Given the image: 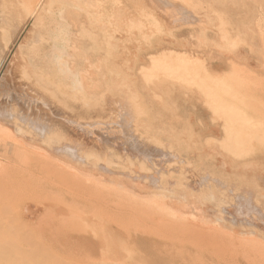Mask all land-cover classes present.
<instances>
[{
  "label": "rangeland",
  "instance_id": "rangeland-1",
  "mask_svg": "<svg viewBox=\"0 0 264 264\" xmlns=\"http://www.w3.org/2000/svg\"><path fill=\"white\" fill-rule=\"evenodd\" d=\"M174 1L177 3H174V2L168 3L169 8H166L167 6L163 7L164 9L161 8V10L166 9L165 13H163V11L161 13V11L159 10L160 6L157 7L153 3L144 2V3H139L138 5L131 7V8H122L121 6H119L116 18L106 17V20H105L106 21V27H107L106 33L109 34V32L111 31L110 26L114 25V26H116V28L118 30L119 37H117L118 36V33H117L116 38L112 42L114 44H110L111 41L109 40V38H106L103 41L104 47H103V51H102L103 53H102L101 62H98L99 60L96 58V54H95V55L91 56L92 63L89 64L87 67H84L85 66L84 60H81L79 63H77L79 65V68H77V71L79 72V74H81V73H82V75L86 74V76H88L89 79L91 78L90 79L91 81H92V78L93 79H99V80L94 81L95 82V85H94L95 89L94 88L90 89L93 86L92 87L89 86L90 88L86 89L85 87L83 88V86H87V85H81V86L77 85V84L75 85L71 79L67 80L68 83L66 82L67 78L65 77V71H62V70H65V67L67 68V63L69 62L68 61L69 56H67V55L64 56L65 54L62 56H60L59 54L52 56L53 62L49 63V65L46 64V67L45 66L43 67V65H40V64L37 65V63H35V60H36L35 58H37L38 55L36 56L34 53H30L31 52L30 47L32 46V44H34L36 42L35 40H37V38L39 37V34L37 33V31H38L37 29L27 33L24 37L19 39V41H17L18 44H17V42H14V43H16V44H14V46L15 45L16 46L13 47L14 48L13 52L11 53L10 57L8 58L6 64L3 65L2 69H1L2 78H5V79H2V78L0 79L2 81V82L0 81V84L4 83V84H1L0 86L4 85L5 89H3L4 87H0L1 88L0 89V98H1L0 104H1V106L3 105V107L0 106V110L3 111V109H5L6 107H7V109H5L6 112L4 110L5 113L0 112V130H1L0 133L2 131H4V133H6L7 136H8V134L15 135V136L27 135L24 132L27 131L28 129H32V128H30L28 126H27L28 128L25 127L26 123L22 119V114L23 113L27 114L28 110L30 112L31 118L34 117L35 119H37L40 117L42 122H44L45 125L50 123L49 125L51 127H54V129H56L55 127H60L62 117H65V114H68L66 116L74 117L75 121L81 120V118L79 116H77L76 111L73 112V110L71 108H69V105L67 106L65 104L59 103V104H61V106H60L58 103H56L57 101L55 100L54 96H57L58 95L57 93L61 94L60 92H62V91H63L62 94L66 93V92H68V93L73 92L70 94L76 93L77 95L82 96L83 95L82 92H85V90H86L87 93L85 92L86 93L85 95H87L88 97L85 96V99L87 100L89 107L93 108L91 111V114H89L88 116L94 117V118H91V117L88 118L87 117L88 119L86 118V122L87 123L89 122V125L87 126V128L90 129V130L87 129V131H89L91 134L86 133V135L83 136V139L88 143L87 149L90 153L87 151V149H85L86 150L85 152L81 151L78 154L80 157L82 156L83 158H85L83 160L87 159L86 160L87 164L85 163V161H81L82 159L81 160L79 159L80 161L77 162L76 160H78V158H80V157H78V155L73 156L72 159L75 161H73L72 159H70V160H71V162H72L71 164L73 165L74 168L72 167L70 169V173L72 172L71 174H74V175H71L70 173H68L71 176H68L69 178L65 177L66 179L64 177H61L64 175H58L57 177L59 180L61 179V181H59V180L53 181V182H56V184L52 182V185L41 183V184H43V187L44 186L47 187V185H48L47 189L46 188L44 189V192H43V187L40 186L41 184L39 183L37 185V187L40 189L39 192L42 191L43 195L41 193H39V195H37L38 197L36 196L37 198H40V197L41 198L40 199L36 198L37 203L35 201L36 199L34 200V203H36L37 207L35 205H33L32 208H33V210H36L37 213L40 210H41V212L38 216H36L35 222L33 221L34 226H31L32 229L28 225V223L26 222L27 225L24 224L25 229L26 228H29V229L25 230V232L22 231L24 234L26 233V235H27V232L30 229L33 230V228H35V231L33 233L30 230L29 234H28V237L31 236L32 238L35 239L34 242L32 243L33 245L29 247L28 246L29 244H26V246H28L27 247L28 250L27 249L24 250L23 253L21 254V257L25 258V260H27V259L31 260V261L27 260L28 262L34 261V263H35V261L38 260V262H36L37 264H63V263L65 264L66 262H68L66 264H69V262L73 263V264H75V263L76 264H90V263L94 264V261H96L97 264H167V260H168L170 262H175L176 264H180V263L186 264L187 263V262H185V261H187L186 259H188L189 261L193 259L194 261L196 260V263H198V264H212L209 261H208V263L207 262L204 263L203 261L197 262L198 260L194 259L193 255H190V253H187V250L189 252L191 250H194V251L199 250V252L200 251L205 252L203 250L210 248L209 245H211V244H213L214 249L210 248L209 250L215 252L218 255H220L222 252L225 254L227 252V255H228L229 250L227 251L226 249H230V247L232 245L235 246V249H233V250H235V252L237 254L239 253V255H236V256H239V258L243 257V254H245V255H247L248 253H249V255L253 254L250 251H258L255 249H260V247H262V249H260L261 253L264 254V252H262V251H264V166H263L264 163H262L263 160H262V162L260 160L259 161L253 160V162H251L252 156L257 155L259 153L262 154V152L264 151V142H263L264 141V136H263L264 135V127H263L264 126V0H197V1L196 0H187V2H186V0H184V1L174 0ZM172 3H174L173 6L175 4L177 6L180 4V6H178L179 8L177 7L178 8L177 9L176 6L171 8ZM183 8L186 11H183ZM120 10H122V11L120 12ZM167 10H168V12H167ZM169 10L171 13L174 12V13H172L173 14L172 17L170 15ZM176 11H178V12H176ZM206 12H209V13H206ZM186 13H188V14L186 15ZM192 13H194V14L190 15ZM163 14H167V15H163ZM183 15H184V17H183ZM173 16H175V17H173ZM185 16H187L188 20L189 21L191 20V22H189L185 18ZM203 17H204V20H203ZM198 18H202V19H199V21L202 23H204V22L205 23L204 24L195 23L196 19H198ZM112 20H115V21H112ZM110 21L112 22L111 25H109ZM197 22H198V20H197ZM188 23L189 24L194 23V25L193 24L189 25ZM182 24H185L184 25L185 27L181 26ZM195 24H197V25H195ZM200 25H203V27ZM181 27H183V29H181ZM179 33H180V35H179ZM166 37H167V39H164ZM160 39L161 40L163 39V40L161 41ZM178 39H180V40H178ZM176 40H178L179 42ZM174 41H176V42H174ZM181 41H184V42L181 43ZM89 42H90V46L88 47L87 51L89 53L94 54L96 52V50L90 48L91 44H92L90 39H89ZM152 42H154L153 44H158V45H159V43H161V44L163 43V46H167V47H165L167 50L162 46L164 48V50H166V52H164V50L161 49L162 51L160 50L159 52L149 53L150 51L148 52L147 47H149V45L151 46ZM155 42H158V43H155ZM168 42H169V44H168ZM187 44H188V49H186ZM0 45L2 46L3 44H0ZM168 45H170V46H168ZM193 46H194V48H193L194 50L191 51V48ZM168 47L171 48L173 51L171 49H169ZM184 47H186V48H184ZM179 49L181 51H179ZM195 50H197V52H195ZM203 50L206 51L207 53L204 52ZM167 51H170V52H167ZM193 51H194V53H193ZM201 51H203L204 53H201ZM171 52L172 53L174 52V53L172 54ZM175 52H178L177 57H176L177 53H175ZM163 53H166V54L164 55ZM169 53L171 55H175L173 57V59L171 58L172 56ZM195 53L196 54L198 53L197 55L199 57ZM200 53L203 55H200ZM151 54L154 55L152 59H151V57H152ZM186 54H188L187 57H189V55L191 54L189 59H187V57L184 56ZM204 54H205V56H204ZM192 56L195 57L196 61L193 59ZM38 57L40 59V56H38ZM175 57H176V59H175ZM63 58H64V60H63ZM65 58H67V59H65ZM169 58L171 60H175V61H171ZM203 59H204V61L206 60L205 61L206 64L204 63ZM60 60H61V62H60ZM188 60H190L191 62ZM192 60H193V63H192ZM56 61H58V62H56ZM65 61H67V62H65ZM23 62H25V63L23 64ZM170 62H173V63H170ZM201 62L204 63V66H203V63H201ZM212 62L214 63V65L216 67H214V65L212 66ZM16 63H19V65H17ZM195 63H197V64L199 63V64H201L199 66L204 67V68L201 67V69H200L201 71L199 70V73L201 72L200 74L202 76L199 73H197L198 71L196 72L197 74L194 73ZM209 63H210V65H209ZM20 64H22L23 66H21ZM64 64H66V66ZM114 64L117 66V69H119V71L118 70L112 71L113 69L111 67H109V66L114 65ZM172 64L174 66H172ZM30 65L35 66V68H33V66H30ZM58 65H60V66H58ZM38 66H40V67H38ZM199 66H198V68H199ZM209 66H211V67L209 68ZM41 67L44 69H42ZM213 67H214V69H213ZM57 68H59V69H57ZM198 68L196 67V69H198ZM50 69L53 72H51ZM53 69H55V70H53ZM69 69H71V67H69ZM217 69H219L220 71ZM60 70H61V72H60ZM72 70H76V69L72 67ZM26 72H28V73H26ZM218 72L219 73L221 72L222 74L221 73L219 74ZM57 73H59V74H57ZM26 74L31 75V76H27ZM43 74H44V76H43ZM61 74H63V75H61ZM89 74H90V76H89ZM171 74H173V75H171ZM217 74L222 75V76L218 77ZM3 75H4V77H3ZM97 75H99V78ZM197 75L199 76V78L204 77L203 79L202 78H200V79L205 81V83H208V82H206V80H207V78H209V76L213 75L214 76L213 80L215 78L217 79V77H218V79L216 81H213L212 79L208 80V81L216 82L215 84L213 82L212 83L215 85L217 92L215 91V87H211L210 88L211 91L209 89H204V87L208 85V84L206 85L204 82H203V84L198 82L201 85H198V87H197L195 84V81L197 79H199V78H197ZM61 76L64 78L61 79L62 78ZM206 76H208V77H206ZM205 77H206V80H205ZM59 78L61 80H59ZM164 78H165V80H168V81H175L176 83L180 82L179 83L180 87H183L182 88L183 90H181V93H183V91L186 90V92H184V93H187L188 95H185L183 93L184 95H182L180 97V95L177 94L172 89L167 88V90H165L164 87H166V86H164V85H167V84H164L162 86L159 85L164 89L157 88L158 85L155 82L156 81L159 82V80H163ZM42 80H44V81L42 82ZM45 80L48 81V84H45V82H46ZM197 81H199V80H197ZM36 82L38 83V85ZM52 82H54V83H52ZM147 82H148V84H147ZM9 83H11V84H9ZM51 83H52V85L54 84V86L59 84L61 91L58 89V86H56L57 89H53L54 87H52ZM184 83H185V85H183ZM187 83H190L191 86H188L189 84H187ZM33 84L34 85L36 84V85L34 86ZM150 84L155 85V86H153V88L156 87L155 88L156 90H154ZM209 84H210V82H209ZM27 85L32 86L33 89ZM49 85L51 86V90H54V91L59 90L60 92L59 91L58 92L57 91L51 92L50 90L48 92L47 88H49ZM65 85H67V86H65ZM140 85H142L144 87V89H142L143 87L140 88L141 87ZM148 85H150V86H148ZM214 85L210 84L207 87L214 86ZM13 86H15V87H13ZM25 86H27V87H25ZM61 86H62V88H61ZM72 86L73 87L75 86V88L76 87L77 88L76 89L72 88ZM184 86H186V89ZM199 86H201V87L199 88ZM65 87H66V90H65ZM146 87H147V89H146ZM148 87H151L152 90H151V88H148ZM167 87H168V85H167ZM193 87H195V88H193ZM97 88H99V89H97ZM196 88L199 90H197ZM212 88H214V91H212ZM13 89H15V90L13 91ZM36 89H37V91L40 90V92L42 94H44V96L41 95L40 92H39V95L37 93H35V92H37ZM41 89L42 90L46 89V91L43 90L44 92H42ZM82 89H84V90H82ZM148 89H149L148 92H150V94H148V92H147V94L145 93V91H147ZM168 89L170 92L174 91L173 94L169 93ZM2 90H3V93H2ZM93 90H95L96 92H94ZM108 90H110V91H108ZM195 90H196V92H195ZM204 90L205 91L207 90L206 94H209V93H207L208 91L214 92L215 94L217 93L218 94V95L216 94L217 96H215V94H214V97H217V98H214L211 96V99H210V98L206 97ZM6 91H8V92H6ZM9 91H13V92H9ZM197 91H199V92H197ZM5 92H6V94H5ZM30 92H32V94ZM188 92H191L192 94L188 93ZM9 93L11 96H9ZM50 93L53 95L56 93L57 95L55 94L54 96H50L51 95ZM200 93H202V95ZM76 94H74V95H76ZM37 95H38V97H37ZM145 95H146V97H145ZM209 95H211V94H209ZM124 96H125V98H123ZM164 96H165V98H164ZM183 96H186L187 99L188 98H190V99L185 100V97H183ZM189 96H191V97H189ZM40 97H44L43 99H45V101L42 98L40 99ZM49 98L51 100H49ZM35 99H39V100L36 101ZM122 99H125V101H123ZM208 99H209V101H208ZM89 100L91 102H89ZM114 100H115V102H113ZM118 100H120V102ZM194 100H196V102H194ZM204 100H205V102H204ZM206 100L212 104L211 105H210V103L207 104ZM211 100H212V102H211ZM50 101H52V102H50ZM117 101L119 102V104H118L119 108L114 107V105L117 103ZM189 101L194 102L195 104L194 103L190 104ZM42 102H44V104ZM92 102H93L92 106H94V107L91 106ZM126 102L127 103L129 102V104H127ZM45 104H47V105H45ZM94 104H96V105H94ZM112 104H113V106H112ZM10 105L12 106V108ZM43 105H45V106H43ZM64 106H66V107H64ZM57 107L59 109L61 107L62 109L56 110ZM129 107H131V108H129ZM91 108H89V109L91 110ZM99 108H101V109H99ZM110 108L114 109V110L111 109V111L113 113L109 112ZM115 108H116L117 112L115 111ZM35 109H36V111H35ZM128 109H131V110L129 111ZM194 109L195 110L198 109V110L194 111ZM15 110H17L16 111L17 114H15V112H14ZM48 110H49V112H48ZM50 110H52V113H54V116H51L52 113L49 114L51 112ZM61 110L63 111V114H62L63 116L60 115ZM102 110H104V111H102ZM56 111L59 114L56 113ZM206 111H208V112H206ZM107 112H109V113H107ZM114 112H115V114H114ZM1 113L4 114L5 117H2L3 115ZM12 114H14V115H12ZM55 114L59 115L58 117H61L60 118L61 120L60 119L58 120V117ZM107 114H109V115L113 114L112 115L113 117L108 115L109 117L107 118ZM38 115H40V116H38ZM206 115H207V117H206ZM44 117H46V118H44ZM77 117H79V118H77ZM126 117H128V118H126ZM213 117L216 120L213 119ZM187 118H188V120H187ZM233 118L235 120L233 122L234 126L232 127V124H231V126H229V127H232V128L229 129L230 130L229 131V130H227V124L232 123L229 119H231L233 121ZM108 119H110V120H108ZM111 119H113V120L111 121ZM116 119H119V120H116ZM206 119H208V120H206ZM224 119L226 121H228V120L229 121L226 122ZM17 120H19V121H17ZM2 121L4 122V124H2L3 123ZM21 121H22V124H19V123H21ZM91 121L94 123L95 126L93 125V123H90ZM108 121H110V122H108ZM119 121H121V122L119 123ZM254 121H257V122H254ZM261 121H263V122H261ZM47 122H49V123H47ZM52 123H56L57 126L55 124H52ZM6 124H8V125L10 124V125L8 126ZM13 124H15L16 126ZM114 124H117L118 126H115ZM260 124L262 125V127L260 126ZM21 125L22 126L24 125L23 128H21L22 127ZM97 125H99V126H97ZM110 125L111 126L113 125V126L111 127ZM209 125H211V126L216 125L217 131L213 132L211 129L207 128ZM224 126H226V127H224ZM246 126H248V127H246ZM6 127H8V128H6ZM15 127H18V128L15 129ZM191 127H193V128H191ZM236 127L239 129H237ZM256 127H258V128H256ZM24 128H26V129H24ZM4 129H8V131L4 130ZM18 129L19 130L24 129V131L21 130V134L16 133V131L18 132ZM164 129H167V131L166 130L164 131ZM218 129L220 131H218ZM233 129H237V133H238L237 135H235V142L232 141L234 139L231 138V135H230L231 131H235ZM176 132H177V135H176ZM217 132H218V134H217ZM249 132L262 134L263 137H261V138H254L251 136L249 137V135L247 134ZM4 133L2 132V135H0V138L3 137ZM74 133H77V132L69 131V137L68 138L72 139V141L79 142L78 141L79 135L74 134ZM226 133H228L229 136ZM240 133L245 134V135L243 136ZM6 134H4V136ZM56 134L57 133H54L53 135L56 136ZM245 136H247V138ZM53 138H54V136H53ZM223 138H225V139H223ZM241 138H242V141L243 142L245 141V143H246L243 145L244 147H242L243 142H241V140H240ZM227 139L229 140L228 143H230V146L228 144L224 145L227 143ZM257 139H259V140H257ZM246 140L248 141V143L246 142ZM0 141H2V140H0ZM221 141H223V142H221ZM38 142H37L38 146H40V148H41V146L43 147V149H39V150L44 151V148H46V144L43 141L41 142V140H39ZM193 142L196 144H194ZM232 142L233 143L237 142L238 144L239 143L240 144L239 145L238 144H232ZM191 143L193 144V148H192ZM186 145H187V147H186ZM232 145H234V146H232ZM235 145L237 147H235ZM216 146H217V149L221 150V151H218L215 148ZM199 147H201V149L203 147V149L201 150ZM209 148H213V149H209ZM227 148H228V151H227ZM175 149H176V151H175ZM214 149H216V151H214ZM248 151H250V152H248ZM99 152H100V154H99ZM232 152H234V153H232ZM84 153H85V156H84ZM91 153H92V155H91ZM240 153H242V155ZM245 153H247V154L245 155ZM206 154H208V156ZM100 155H102V157ZM215 155L217 158H215ZM236 155H238V156H236ZM10 156H11V154H10ZM74 157H78V158L75 159ZM11 158H13V154H12ZM214 158H215V161H214ZM233 158H235V159H233ZM90 159H92V160H90ZM176 159H178L177 162H176ZM223 159H225V161H223ZM102 160H103V162H102ZM172 160H175V161H172ZM111 161L113 164L109 163ZM179 161H181V162H179ZM230 161H232V162H230ZM233 161H235V162L238 161V163L246 161L247 163H246V165L239 166L240 164H238V163L235 164V162H233ZM105 162L108 163V166H107V164L105 165ZM153 162L155 163V165L153 164ZM158 162H160V163H158ZM167 162L170 164H168ZM171 162H175L176 164L171 163ZM90 164H93L94 167ZM158 164H159V166H158ZM232 164H234V165H232ZM180 165H182V166H180ZM155 166H157V167H155ZM160 166H162L163 168L165 167V168L160 169ZM96 167L98 169H96ZM100 167H106V168H104L106 170V173ZM173 167L175 169H173ZM233 167H235L236 168L235 170H237V171H234ZM241 167H243V168H241ZM245 167H247V168H245ZM92 168L96 169V171H94ZM145 168H147V169H145ZM188 168L192 171H190ZM151 169H153L154 171H152ZM165 169L167 170V173L169 175L166 172H164ZM230 169H232V170H230ZM240 169L241 170L244 169V170L241 172ZM111 170L112 171L114 170V171L112 172ZM149 170H151V171H149ZM161 170H164V171H161ZM185 170H186V172L184 173ZM58 171H59V169L56 170L55 172H58ZM109 171H111V172H109ZM169 171H172V172H169ZM194 171H196V172H194ZM159 172H161V173H159ZM174 172H176V173H174ZM225 172H227L228 174ZM233 172H235V173H233ZM76 173H78L77 174L78 176L76 175ZM104 173L107 175H105ZM114 173H115V175H114ZM139 173L141 174L142 177L139 175ZM111 174H113V175H111ZM229 174H231V175H229ZM238 174H240V176H238ZM257 174L258 175L261 174V176H258ZM79 175L84 177V178L82 177V180H86V179L88 180L89 179L88 181L90 182V184L89 183L86 184L88 182L87 180L86 181L79 180L78 179V177H80ZM138 175L140 176V178L138 177ZM184 175H186V176H184ZM262 175H263V178H262ZM76 176H77V178H76ZM106 176H107V179H105ZM134 176H136V177H134ZM146 176H149L148 178H150V179H146L147 178ZM188 176H190V177H188ZM113 177H116L115 178L116 180L113 179V181H112L111 178H113ZM143 177H144V179H142ZM99 178H102V180H100ZM151 178H155V179L157 178L158 180H159V178H161V180L157 181V179H156L157 183H155L156 181L155 180H154L155 182L151 181ZM173 178L175 179L174 181H173ZM188 178H190V179H188ZM193 178L195 179V181ZM98 179L100 180V182H102L103 186H102V184L100 185V182L98 181ZM254 179L257 181H254ZM148 180H150V182ZM169 181L171 184L169 183ZM62 182L65 184L62 185L63 184ZM97 182H99V183H97ZM207 182L210 184H208ZM91 184H93V185H91ZM158 184L161 186L159 187ZM194 184H196V185H194ZM50 185L52 187H54V189H52L53 191L50 189V188H52ZM59 185H62V186H59ZM88 185H91L92 189L94 188V192L97 190H100V189H98L97 185H100V187L102 186L103 192H105V193L101 192L102 190L97 191V193L101 192V195H102V193H103V195L107 194V192L110 193V190H113V191H111L112 194L113 195L115 194L114 196L115 197L118 196V197H116V199H114L115 197L114 198L112 197L113 199L109 200L111 198V196H109V194H107L106 196L107 197L109 196L110 198H106V200H104L105 198H103L101 200L100 198H102V196L100 194H97L96 192L95 193L97 194V196L95 193H91L90 191L92 189H90L89 188L90 186L88 187ZM186 185H188V186H186ZM152 186H155V187L152 188ZM95 187H97V188H95ZM144 187H145V189H144ZM83 188H86V189L89 188L90 190L87 191L88 189L85 190ZM160 188H162V189H160ZM173 188H175V189H173ZM48 189H49V191L51 190L50 192L52 194L49 193V191H47L48 192V194H47V192L45 190H48ZM72 189L74 192L71 191ZM82 189L86 193L81 191ZM107 189L109 191H105ZM197 189H199V190L197 191ZM219 189L222 191H220ZM115 190H117V191H115ZM121 190H122V192H125V193H120ZM144 190H146V192ZM180 190L182 191V193H180ZM143 191H144V193H142ZM174 192H178L177 195H175ZM116 193H118V194H116ZM158 193H160L161 195L160 194L158 195ZM49 194H51V197L53 200L48 199V202H47V201H45V198H50ZM112 194H110V195H112ZM40 195L46 196V197L44 198ZM122 195H124V196H122ZM226 195H228V196L226 197ZM85 196H86V198H85ZM90 196L97 197L102 202L100 200H97V198H92V197L88 198ZM99 196H100V198H99ZM219 196H220V198H219ZM103 197H105V196H103ZM68 198H70V199H68ZM118 198L122 199V201L124 203L128 202L127 203L128 206H125L126 204H123L122 201H119L120 199H118ZM214 198H216L215 199L216 201L214 200ZM221 198H223V199H221ZM135 199L137 201H135ZM145 199H147V200H145ZM203 199H205V200H203ZM239 199H240V201H239ZM115 200H118V201L115 202ZM151 200L154 202H152ZM50 201L53 202V204ZM129 201L131 202L130 203L131 205L129 204ZM224 201H226V202H224ZM107 202H108V204H105ZM113 202H114V204L112 205ZM118 202H120V207L118 206V208H117L115 205H118ZM136 202H138V203H136ZM213 202H215V203H213ZM115 203H117V204H115ZM178 203H180V204H178ZM223 203H225V204L223 205ZM44 204L46 205V208H47V205H49L48 206L49 210H48V208L47 209L44 208V209H46V215H44L45 211L44 210L42 211L43 208H40V207H44ZM132 204L135 207H133ZM144 204H145V206H143ZM148 204H151V205H148ZM52 205L55 207V209H52L53 208L52 207L51 209L53 210V212L51 210V213H50V207ZM110 205L114 206L115 208L111 207ZM203 206H205V207H203ZM213 206H215V208ZM131 207L134 210L125 209V208H131ZM166 207H167V209H166ZM206 209H208V210H206ZM233 209H235V210L233 211ZM246 209H248V210H246ZM101 210H102V212H101ZM134 211H137V212H134ZM145 211H147V212H145ZM154 211H155V215H154ZM75 212H77V213H75ZM216 212H218V213L216 214ZM229 213H232V214H229ZM41 214H43V215H41ZM86 214H87V216H86ZM221 214H224V215H221ZM103 215H104V217H103ZM146 215L147 216L149 215V216L147 217ZM151 215H152V217L150 218ZM157 215H159V216H157ZM162 215H163V217H161ZM176 215H178V216H176ZM184 215H186V216H184ZM205 215H207V216H205ZM220 215H221V218H219ZM224 216H226V217H224ZM50 217H53L54 222H53V225L51 224V226L49 227V226L45 225V221H46V218H50ZM171 218H173L174 220H172ZM96 219H97V221H96ZM105 219H106V221H105ZM149 219L153 220V222L150 221ZM178 219L181 220V222ZM242 219H244V220H242ZM258 219H260V220H258ZM43 220H45V221H43ZM175 220H177V222H174ZM240 220H242V221H240ZM185 221H186V224H185ZM187 221H189L190 223H188ZM39 222H43V223L39 224ZM191 222H193V223H191ZM256 222H257V224H256ZM167 223H169V224H167ZM97 224H100L102 227L104 225L103 228L104 229L106 228V229L104 230L103 228H100L101 226L99 227V225H97ZM146 224H148V225H146ZM157 224L159 226L161 225L162 227L160 226V228H159V226H157ZM189 224H191V225H189ZM198 224H201V225H198ZM237 224H238V226H237ZM258 224L260 225L261 229H260V227H258L259 226ZM145 226L146 227L149 226V228H146ZM150 226H152V227H150ZM164 226H167V227H164ZM202 226H203V228H202ZM47 227H49L50 229H48ZM53 227L55 229H53ZM92 227H93V229H92ZM153 227H155V228H153ZM156 227H158V228H156ZM144 228H146V229H144ZM212 228H214V229H212ZM215 228H217V229H215ZM138 229H140V230H138ZM155 229H161V230H158L160 233L157 234L156 233L157 231ZM162 229H164V230H162ZM172 229L173 230L179 229L180 231L179 230L173 231ZM184 229H190V230L194 231V232H192V233H194V237L196 236V233L198 235V238H199V236L202 237L205 235L206 239L200 238V240L201 241L204 240L203 242H205L206 244L208 243V244L207 245L202 244L201 241H200V243H196L198 241V238L197 239L194 238L195 242L192 241L193 239L190 241V238H193V237H192V235H189V234L188 235L191 237L188 238V240H186L187 238H185V235H179V234L184 233V232H182ZM210 229H212V230H210ZM22 230H24V228ZM94 230H96V231H94ZM107 230L110 232L113 230L119 231V233H127L128 235H129V233L135 234V232L137 233V231H139V232L145 231V230L152 231V232L156 233L155 236L158 235V236H156L158 238H156L154 236L156 239L163 240V241H165L167 239L166 242H168V243L165 244L166 246L164 245L167 249H163V248L159 247L162 250V251L160 250L162 252V254L170 248H172L174 250L176 249V250L173 251V255H172V253L170 254V252L169 253L166 252L165 254L167 256V259L158 258L154 254H152V252L149 251V249H145V250L137 249L138 246H136V244L134 245V241L130 242L129 237H125L126 239H128L127 241L124 240L125 243L127 242V244H125L123 242H122L123 244L118 242V241L122 240L124 237L122 239L117 238L118 241L115 240L116 238L115 239L113 238L115 241L114 240L110 241L109 240L110 238H107L110 236L109 235L105 236L106 233L110 234V232H108ZM165 230H167V231H165ZM213 230H216V232H211ZM239 230L241 231V233ZM244 230H246V231H244ZM98 231H100V233L98 235H100L102 232H103L102 234H104L106 232L105 235L102 236V234H101L100 236L105 241L107 240L108 242H110V243H108L107 241L106 242L104 241L105 245L103 242L104 246L101 245L100 248H98L96 251L98 254L97 257H101L100 259L101 260L104 259V261L107 263H103L104 261L101 262V260H98L97 257H95L96 258L95 259L94 257H90L88 255L83 256V253H84L83 250L87 251V248H88L87 245H91L89 243H86V246H85L86 248L84 247L85 249H82L80 246H78V247H80L81 251L79 250V248L77 246L73 247V245H77V244H75V243H77V242H75L77 240L74 241V239H76L78 237L77 235H80L83 233L82 235H85V237H89L94 242V240H96V238H97V237L95 238V236H97ZM176 231L179 233H177ZM197 231H199L201 233V235H199L198 234L199 232H197ZM226 231L229 233H226ZM254 231H256V232L254 233ZM75 232H77V234ZM205 232H207V233L205 234ZM192 233H190V234H192ZM214 233H216V234L214 235ZM252 233H253V235H252ZM87 234H89V235H87ZM185 234H187V233H185ZM242 234H244L245 236L244 235L242 236ZM210 235H212L214 238H212ZM226 235H228V236H226ZM233 235H235L237 237H235ZM39 236H41L42 239L44 237L45 240L44 239L42 240ZM65 236L66 237H76L77 236L76 238L70 239V240L73 239L72 241L75 243L70 242L69 244H66V246H63L65 244V242L67 243V242H69V240L64 241V243H62L63 240L59 239V238H61V237L64 238ZM100 236H98V238H100ZM165 236L169 237V238H166L164 240ZM209 236L213 239L212 240L213 243L208 242V241H211V239H209ZM92 237H94V238H92ZM103 237H106L107 239H105ZM162 237H163V239H162ZM240 237H243L246 240L241 239ZM98 238H97V241L100 240ZM48 239H49V241L51 240V242H49ZM52 239H54V240L52 241ZM251 239H253L254 243L251 242ZM56 240L58 241V244H60V247L57 246L58 244L55 245ZM111 240H112V238H111ZM173 240L176 242H173ZM228 240H230V241H228ZM233 240L234 241L237 240V241L234 242ZM219 241L222 242V243H219L220 245H218ZM248 241H250V242H248ZM255 241L257 243H255ZM177 242H178V244H177ZM186 242H188V243H186ZM243 242H245V243L247 242L246 243L247 245H244ZM78 243L80 245H81V243L85 244V242H81V241L80 242L78 241ZM118 243L120 245L122 244L123 246H125V245L129 246L131 243H133L132 245H134V246H132V248L134 247V249H132L131 247H128V248L125 247L124 248L125 250H123V248L121 246H118L119 245ZM209 243H211V244H209ZM248 243H249V245H248ZM110 244H112V245L108 246ZM222 244L224 245V247L222 246ZM252 244H253V246L255 245L254 246L255 249H252V248H254V247H251ZM257 244H259V245L257 246ZM70 245L72 246V248L74 250L71 248ZM56 246H57V248H56ZM102 246L104 247V249H101ZM135 246L137 248H135ZM192 246H194V247H192ZM220 246L222 249L219 248ZM238 246H240V247H238ZM247 247H249V249H247ZM75 248H77V249H75ZM148 248H150V246H148ZM194 248H196V249H194ZM232 248H234V247H232ZM57 249H59V251ZM150 249H152V248H150ZM172 249H170V251ZM211 249H213V250H211ZM217 249L219 251H217ZM224 249L226 251H224ZM99 250H101V251H99ZM180 250L182 252L186 251L187 254L185 252L180 253L181 252ZM65 251L67 253H65ZM141 251H145V253L147 255L144 252H143L144 254L141 253ZM59 252H61V253H59ZM74 252H76V254ZM148 252H150L149 253L150 255L148 254ZM156 252L159 253V249ZM70 253L73 254V255H71L73 257L68 256ZM32 255H34V256H32ZM76 255H78V256H76ZM100 255H102L103 257ZM170 255H172V256H170ZM254 255L255 254H253V256ZM64 256H66V257H64ZM181 256H184L185 258L181 257ZM220 256H222V254ZM223 256H225V255H223ZM34 257H35V259H32ZM68 257H70L71 259H69ZM262 259L264 260V255L261 254V257H258V259H257L258 263H251V264H259V263L264 264V261H262ZM97 260L100 262H97ZM182 260L184 262H182ZM194 261H193V263H194ZM0 264H7V260H0Z\"/></svg>",
  "mask_w": 264,
  "mask_h": 264
},
{
  "label": "bare ground",
  "instance_id": "bare-ground-1",
  "mask_svg": "<svg viewBox=\"0 0 264 264\" xmlns=\"http://www.w3.org/2000/svg\"><path fill=\"white\" fill-rule=\"evenodd\" d=\"M177 1V0H176ZM182 1H184V0H182ZM197 1V0H196ZM144 2H150V3H153L155 6H160L159 7V10L161 11V13H162V11H163V13H165V10H163L164 8L163 7H166V8H169L168 7V3H170V2H174V3H177V2H175L174 0H0V44H3L2 46L0 45V79L2 78V71H1V69H2V67H3V65H5L6 64V62H7V60H8V58L10 57V55H11V53L13 52V47H15L14 46V44H16V43H14V42H17V41H19V39H21L22 37H24L27 33H29V32H31V31H34L35 29H37L38 31H37V33L39 34V37L37 38V40H35L36 42L34 43V44H32V46L30 47L31 48V52L30 53H34L36 56L38 55V56H40V59H39V57L37 56V58H35L36 60H35V63H37V65L38 64H40V65H43V67L45 66L46 67V64L47 65H49V63H52L53 61H52V56H54V55H56V54H59L60 56H62V55H64V56H69V62L67 63V68L65 67V70H62V71H65V77L67 78H65L66 79V82H67V80L68 79H71L72 81H73V83L76 85H87V86H83V88L85 87L86 89H89L90 87L89 86H93L92 88H90V89H95V80H99V79H93L92 78V81L88 78V76H86V74H83L82 75V73L81 74H79V72L77 71V68H79V65L77 64V63H79L81 60H84V63H85V66L84 67H87L89 64H91L92 63V60H91V56L92 55H95L96 54V58L99 60L98 62H101V59H102V51H103V47H104V43H103V41L106 39V38H109V40L111 41L110 42V44H114V43H112L113 41H114V39L116 38V34L118 33V30H117V28H116V26H114V25H112V26H110V28H111V31L109 32V34L108 33H106V29H107V27H106V17H114V18H116L117 17V13H118V8H119V6H121L122 8H131V7H134V6H136V5H138L139 3H144ZM186 2H187V0H186ZM189 2V1H188ZM174 3H172L171 5V8L172 7H174V6H176V8L178 7V6H180V4L177 6L176 4L173 6V4ZM179 3V2H178ZM200 3V2H199ZM156 7V8H157ZM161 8H163L162 10H161ZM179 8V7H178ZM177 8V9H178ZM182 8V7H181ZM175 9V8H174ZM214 10V9H213ZM122 10H120V12H121ZM183 11H186L184 8H183ZM208 11V10H207ZM210 11V10H209ZM212 11V10H211ZM167 12H168V10H167ZM169 12H170V10H169ZM176 12H178V11H176ZM188 12V11H187ZM172 13H174V12H172ZM171 12H170V15H171V17H172V14ZM206 13H209V12H206ZM185 14V13H184ZM188 13H186V15H187ZM194 13H192V14H190V15H193ZM163 15H167V14H163ZM169 15V14H168ZM176 15V14H175ZM178 16V15H177ZM189 16V15H188ZM173 17H175V16H173ZM183 17H184V15H183ZM207 17V16H206ZM185 18L188 20V17L187 16H185ZM175 19V18H174ZM184 19V18H183ZM199 19H202V18H198V19H196V21H195V23H198V24H200V23H202V22H200L199 21ZM207 19V18H206ZM210 19V18H209ZM195 20V19H194ZM197 20H198V22H197ZM203 20H204V17H203ZM112 21H115V20H112ZM189 21V20H188ZM202 21V20H201ZM189 22H191V20L189 21ZM111 21H110V24L109 25H111ZM205 23V22H204ZM204 23H202V24H204ZM189 24V23H188ZM187 24V25H188ZM194 25V23H191V24H189V25ZM185 24H182L181 26H183V27H185L184 26ZM195 25H197V24H195ZM200 26H202L203 27V25H200ZM180 27V26H179ZM183 27H181V29H183ZM180 29V28H179ZM179 35H180V33H179ZM184 35V34H183ZM117 37H119V33H118V36ZM89 39L91 40V42H92V44H91V49H95L96 50V52L93 54V53H89L88 51H87V49H88V47L90 46V42H89ZM164 39H167V37L166 38H164ZM172 39V38H171ZM153 40V39H152ZM159 40V39H158ZM161 40V39H160ZM163 40V39H162ZM161 40V41H162ZM169 40V39H168ZM175 40V39H174ZM178 40H180V39H178ZM178 40H176V41H178ZM182 40V39H181ZM22 41V40H21ZM165 41V40H164ZM176 41H174V42H176ZM187 41V40H186ZM179 42V41H178ZM182 42H184V41H181V43ZM154 42H152V44H151V46L149 45V47H147V49H148V52L149 53H154V52H159L161 49L162 50H164V48L165 47H167V46H163V43L161 44V43H159V45L158 44H153ZM155 43H158V42H155ZM173 43V42H172ZM17 44H18V42H17ZM20 44V43H19ZM168 44H169V42H168ZM176 44V43H175ZM184 44V43H183ZM182 45V44H181ZM164 48H163V47ZM168 46H170V45H168ZM176 46V45H175ZM187 46V48L186 47H184V48H186V49H188V44L186 45ZM192 46V45H191ZM169 48V47H168ZM175 48V47H174ZM194 48V46L191 48V51L192 50H194L193 49ZM2 49V50H1ZM166 49V48H165ZM169 49H171V48H169ZM178 49V48H177ZM183 49V48H182ZM161 50V51H162ZM167 50V49H166ZM166 50H164V52H166ZM172 50V49H171ZM147 51V50H146ZM173 51V50H172ZM179 51H181L180 49H179ZM204 51V50H203ZM201 51V53H204V52H206V51ZM167 52H170V51H167ZM195 52H197V50H195ZM21 53V52H20ZM172 53V52H171ZM174 53V52H173ZM172 53V54H173ZM175 53H177L176 54V57H177V55H178V52H175ZM187 53V52H186ZM193 53H194V51H193ZM192 53V54H193ZM200 53V55H203V54H201ZM207 53V52H206ZM164 55L166 54V53H163ZM170 54V53H169ZM168 54V55H169ZM189 54V53H188ZM188 54H186V55H184V56H186L187 57V55ZM196 54V53H195ZM198 54V53H197ZM196 54V55H197ZM26 55V54H25ZM33 55V54H32ZM152 55V54H151ZM171 55V54H170ZM207 55V54H206ZM30 56V55H29ZM34 56V55H33ZM59 56V57H60ZM144 56V55H143ZM148 56V55H147ZM153 56L154 55H152V57H151V59L153 58ZM172 57V59H173V57L175 56V55H171ZM191 56V54L189 55V57ZM195 56V55H194ZM194 56H192L193 57V59L196 61V59H195V57ZM198 56V55H197ZM204 56H205V54H204ZM58 57V58H59ZM146 57V56H145ZM150 57V56H149ZM176 57H175V59H176ZM189 57H187V59H189ZM199 57V56H198ZM183 58V57H182ZM197 58V57H196ZM11 59V58H10ZM32 59V58H31ZM65 59H67V58H65ZM170 59V58H169ZM198 59V58H197ZM14 60V59H13ZM54 60V59H53ZM58 60V59H57ZM63 60H64V58H63ZM147 60V59H146ZM171 60V59H170ZM24 61V60H23ZM171 61H175V60H171ZM188 61H190V60H188ZM202 61V60H201ZM203 61H204V59H203ZM206 61V60H205ZM205 61H204V63H205ZM9 62V61H8ZM32 62V61H31ZM30 62V63H31ZM56 62H58V61H56ZM60 62H61V60H60ZM65 62H67V61H65ZM191 62V61H190ZM15 63V62H14ZM25 62H23V64H24ZM113 63V62H112ZM170 63H173V62H170ZM192 63H193V60H192ZM201 63H203V62H201ZM204 63H203V66H204ZM17 65H19V63H16ZM206 64V63H205ZM21 66H23L22 64H20ZM65 66H66V64H64ZM199 65H201V64H197V63H195V69H196V67L198 68V66ZM209 65H210V63H209ZM214 65V63L212 62V66ZM30 66H33V65H30ZM58 66H60V65H58ZM63 66V65H62ZM172 66H174L173 64H172ZM203 66H199V68L198 69H194V73H196L197 71V73H199V70L201 69V67H203ZM28 67V66H27ZM37 67V66H36ZM38 67H40V66H38ZM48 67V66H47ZM69 67H71V69H69ZM72 67L73 68H75L76 70H72ZM109 67H111L113 70L112 71H115V70H118L119 71V69H117V66L114 64V65H111V66H109ZM206 67V66H205ZM211 66H209V68H210ZM214 67H216L215 65H214ZM214 67H213V69H214ZM32 68V67H31ZM33 68H35V66H33ZM42 68V67H41ZM55 68V67H54ZM61 68V67H60ZM63 68V67H62ZM204 68V67H203ZM208 68V67H207ZM206 68V69H207ZM218 68V67H217ZM29 69V68H28ZM42 69H44V68H42ZM52 69V68H51ZM51 69H50V71H51ZM57 69H59V68H57ZM212 69V70H213ZM216 69V68H215ZM40 70V69H39ZM49 70V69H48ZM47 70V71H48ZM53 70H55V69H53ZM217 70H219V69H217ZM18 71V70H17ZM20 71V70H19ZM25 71V70H24ZM41 71V70H40ZM49 71V72H50ZM81 71V70H80ZM117 71V72H118ZM201 71V70H200ZM205 71V70H204ZM208 71V70H207ZM220 71V70H219ZM22 72V71H21ZM48 72V73H49ZM51 72H53V71H51ZM60 72H61V70H60ZM83 72V71H82ZM206 72V71H205ZM26 73H28V72H26ZM40 73V72H39ZM64 73V72H63ZM196 73V74H197ZM201 73V72H200ZM199 73V74H200ZM208 73V72H207ZM219 73V72H218ZM221 73V72H220ZM219 73V74H220ZM46 74V73H45ZM57 74H59V73H57ZM222 74V73H221ZM27 76H31V75H28V74H26ZM61 75H63V74H61ZM171 75H173V74H171ZM201 75V74H200ZM207 75V74H206ZM218 75V74H217ZM216 75V76H217ZM34 76V75H33ZM32 76V77H33ZM37 76V75H36ZM43 76H44V74H43ZM89 76H90V74H89ZM98 76V78H99V75H97ZM202 76V75H201ZM219 76H222V75H218V77ZM3 77H4V75H3ZM23 77V76H22ZM46 77V76H45ZM59 77V76H58ZM62 77V76H61ZM92 77V76H91ZM206 77H208V76H206ZM206 77H205V80H206ZM211 77V78H210ZM218 77H217V79H218ZM26 78V77H25ZM36 78V77H35ZM64 77H62L61 79H63ZM88 78V79H87ZM97 78V77H96ZM197 78H199V76L197 75ZM200 78H204V77H200ZM197 79V80H199V81H195V84H196V86L198 87V85H201V84H199L198 82H200V83H202L203 84V82L205 83V81H203L202 79ZM213 78H214V76L212 75V76H209V78H207V80H206V82H208V83H205L206 85L208 84V85H210V84H212V85H214L216 82H213V81H216L217 79L215 78L214 80H213ZM2 79H5V78H2ZM34 79V78H33ZM60 78H59V80H61ZM173 79V78H172ZM177 79V78H176ZM210 79H212L213 81H208V80H210ZM25 80V79H24ZM175 80V79H174ZM1 81V80H0ZM6 81V80H5ZM44 80H42V82H43ZM46 81V80H45ZM156 81V80H155ZM202 81V82H201ZM251 81V80H250ZM2 82V81H1ZM65 82V81H64ZM150 82V81H149ZM209 82H210V84H209ZM214 84H213V83ZM7 83V82H6ZM28 83V82H27ZM26 83V84H27ZM35 83V82H34ZM37 83V82H36ZM52 83H54V82H52ZM52 83H51V85H52ZM68 83V82H67ZM153 83V82H152ZM155 83H157V88H162L161 86L162 85H164V84H167L168 85V87H167V85H164V86H166V87H164L165 88V90H167V88H169V89H172V90H174L177 94H179L180 95V97L182 96V95H188L187 93H184V92H186V90L185 91H183V93H181V90H183L182 88L183 87H180V85H179V83L180 82H178V83H176L175 81H168V80H165V78L163 79V80H159V82L158 81H156ZM253 83V82H252ZM1 84H4V83H1ZM0 84V85H1ZM8 84V83H7ZM9 84H11V83H9ZM45 84H48V81H46L45 82ZM142 84V83H141ZM147 84H148V82H147ZM182 84V83H181ZM187 84H189L188 86H191L190 85V83H187ZM255 84V83H254ZM31 85V84H30ZM34 85V84H33ZM36 85V84H35ZM34 85V86H35ZM37 85H38V83H37ZM44 85V84H43ZM146 85V84H145ZM151 85V84H150ZM150 85H148V86H150ZM159 85H161V86H159ZM183 85H185V83L183 84ZM207 85V86H208ZM27 86H29V85H27ZM27 86H25V87H27ZM56 86H58V89L61 91V89H60V87H59V84L58 85H56ZM56 86H54V84L52 85V87H54L53 89H57V87ZM65 86H67V85H65ZM138 86V85H137ZM141 87L140 88H142L143 86L142 85H140ZM153 86H155V85H151V87L153 88ZM207 86H205L204 87V89H209L210 90V88L211 87H215V85L214 86H209V87H207ZM0 87H4V85L3 86H0ZM9 87V86H8ZM13 87H15V86H13ZM29 87H31L32 88V86H29ZM38 87V86H37ZM56 87V88H55ZM79 87V86H78ZM88 87V88H87ZM151 87H148V88H151ZM185 87V89H186V86H184ZM201 86H199V88H200ZM207 87V88H206ZM46 88V87H45ZM61 88H62V86H61ZM72 88H75V86L73 87L72 86ZM77 88V87H76ZM75 88V89H76ZM82 88V87H81ZM152 88H151V90H152ZM156 87H154L153 89L154 90H156L155 89ZM164 88H162V89H164ZM193 88H195V87H193ZM1 89V88H0ZM3 89H5V87L3 88ZM33 89V88H32ZM31 89V90H32ZM48 89V92H49V90L51 91V92H53L54 90H51V86L49 85V88H47ZM68 89V88H67ZM97 89H99V88H97ZM110 89V88H109ZM142 89H144V87L142 88ZM146 89H147V87H146ZM161 89V90H162ZM169 89H168V92L169 93H172L173 94V92L174 91H172V92H170L169 91ZM188 89V88H187ZM192 89V88H191ZM197 89V88H196ZM15 89H13V91H14ZM42 90V89H41ZM44 90V89H43ZM42 90V92H44V91H46V89L43 91ZM58 90V91H59ZM64 90V89H63ZM65 90H66V87H65ZM82 90H84V89H82ZM158 90V89H157ZM190 90V89H189ZM197 90H199V89H197ZM13 91H9V92H13ZM35 91V90H34ZM36 91H37V89H36ZM57 91V90H56ZM56 91H54V92H56ZM57 91V92H58ZM59 91V92H60ZM68 91V90H67ZM94 92H96L95 90H93ZM108 91H110V90H108ZM145 91V90H144ZM149 91V89L147 90V91H145V93L147 94V92ZM188 91V90H187ZM205 91V90H204ZM207 91V90H206ZM206 91H205V96L206 97H208V98H210L211 99V96L212 97H214V92H207V93H209V94H211V95H209V94H206ZM211 91V90H210ZM212 91H214V88H212ZM215 91L217 92V90H216V87H215ZM6 92H8V91H6ZM6 92H5V94H6ZM39 92H40V90L39 91H37V92H35V93H37L38 95H39ZM63 92V91H62ZM62 92H60L61 94H59V93H55L57 96H54L53 94H51L50 96H54L55 97V100L57 101H55L56 103H62V104H65V105H69V108H71L72 110H73V112L74 111H76V113H77V116H79L80 118H81V120H79V121H75L74 120V117H69V116H66V115H68V114H65V117H62V120L60 119L61 117H58L59 115H56L57 117H58V120L60 119L61 120V124H60V127H55L56 129H54V127H51L49 124V122H47V123H49V124H44V122H42V120H41V118L39 119V118H37V119H35L34 117L33 118H31L30 117V112H29V110L27 111L28 113L26 114V113H23L22 114V119L24 120V122L26 123V128H28V127H30V128H32V129H28L27 131H25L24 133H26L27 135H22V136H15V135H11V134H8V136H7V134L6 133H4V131H2L4 134H6L5 136H4V134H3V137H1L0 138V140H2V141H0V260H7V264H37L36 262H38V260H36L35 261V263H34V261L33 262H28L27 260H29V261H31L30 259H27V260H25V258H23V257H21V254L23 253V251L24 250H26L27 249V247L29 246H32L33 244V242H34V238H32L31 236L30 237H28V234H29V231L32 229V227L31 226H34V222H35V218H36V216H38L39 214H40V212H41V210L40 211H38V213H37V211L36 210H33V208H32V206L33 205H35L36 206V203H37V199H40V198H37L38 196L37 195H39V193H41L42 195H43V192H44V189L46 188L47 189V187H48V185H47V187H43V184H41V183H45V184H51L52 185V182L53 181H58L59 179H58V175H64V176H61V177H68V176H71V175H74V174H71L70 173V169L73 167V165L71 164L72 162H71V160L70 159H72V157L73 156H77L78 154H79V152H81V151H86L85 149H87V146H88V143L83 139V136L84 135H86V133L88 134V133H90L89 131H87V129H89V128H87V126L89 125V122L87 123L86 122V118L88 117V118H90L88 115L89 114H91V111H92V109L93 108H91V107H89V105H88V102H87V100L85 99V96L86 97H88L87 95H85L87 92H86V90H85V92H82V96L81 95H77L76 93H74V94H76V95H74V94H70V93H73V92H70V93H68V92H66V93H64V94H62ZM167 92V91H166ZM194 92V91H193ZM195 92H196V90H195ZM197 92H199V91H197ZM2 93H3V90H2ZM31 94H32V92H30ZM29 93V94H30ZM34 93V94H35ZM47 93V92H46ZM90 93V92H89ZM110 93V92H109ZM144 93V94H145ZM188 93H191V92H188ZM12 94V93H11ZM16 94V93H15ZM33 94V95H34ZM40 94L41 95H43L44 96V94H42L41 92H40ZM148 94H150V92H148ZM192 94V93H191ZM190 94V95H191ZM201 95H202V93H200ZM217 94V93H216ZM215 94V96H217ZM19 95V94H18ZM38 95H37V97H38ZM90 95V94H89ZM93 95V94H92ZM200 95V96H201ZM9 96H11L10 95V93H9ZM32 96V95H31ZM30 96V97H31ZM91 96V95H90ZM47 97V96H46ZM145 97H146V95H145ZM183 97H185V100L187 99V97L186 96H183ZM189 97H191V96H189ZM193 97V96H192ZM7 98V97H6ZM13 98V97H12ZM43 99L44 97H40V99ZM123 98H125V96L123 97ZM127 98V97H126ZM164 98H165V96H164ZM214 98H217V97H214ZM11 99V98H10ZM19 99V98H18ZM25 99V98H24ZM23 99V100H24ZM33 99V98H32ZM54 99V98H53ZM145 99V98H144ZM188 99H190V98H188ZM187 99V100H188ZM0 100H1V98H0ZM36 101H38L39 99H35ZM44 101H45V99H43ZM42 100V101H43ZM49 100H51L50 98H49ZM112 100V99H111ZM123 101H125V99H122ZM129 100V99H128ZM9 101V100H8ZM18 101V100H17ZM54 101V100H53ZM119 102H120V100H118ZM117 101V105L115 104L114 105V107H117V108H119L118 107V104H119V102ZM208 101H209V99H208ZM207 100H206V103L207 104H209L210 102H208ZM21 102V101H20ZM49 102V101H48ZM50 102H52V101H50ZM89 102H91L90 100H89ZM111 102V101H110ZM109 102V103H110ZM113 102H115V100L113 101ZM190 102V101H189ZM194 102H196V100H194ZM194 102H190V104L192 103H194ZM204 102H205V100H204ZM211 102H212V100H211ZM3 103V102H2ZM38 103V102H37ZM43 104H44V102H42ZM54 103V102H53ZM122 103V102H121ZM127 103V102H126ZM159 103V102H158ZM205 103V104H206ZM8 104V103H7ZM24 104V103H23ZM41 104V103H40ZM92 104H93V102L91 103V106H92ZM127 104H129V102L127 103ZM160 104V103H159ZM189 104V105H190ZM195 104V103H194ZM212 103H210V105H211ZM36 105V104H35ZM42 105V104H41ZM45 105H47V104H45ZM45 105H43V106H45ZM60 106H61V104H59ZM94 105H96V104H94ZM0 106H1V104H0ZM8 106V105H7ZM11 106V105H10ZM17 106V105H16ZM111 106V105H110ZM112 106H113V104H112ZM111 106V107H112ZM121 106V105H120ZM188 106V105H187ZM1 107H3V105L1 106ZM54 107V106H53ZM52 107V108H53ZM56 107V106H55ZM64 107H66V106H64ZM63 107V108H64ZM92 107H94V106H92ZM96 107V106H95ZM104 107V106H103ZM106 107V106H105ZM194 107V106H193ZM5 108V107H4ZM11 108H12V106H11ZM33 108V107H32ZM35 108V107H34ZM41 108V107H40ZM89 108H91V110L89 109ZM129 108H131V107H129ZM250 108V107H249ZM5 109H7V107L5 108ZM5 109H3V111H1L0 110V112H4V110ZM31 109V108H30ZM55 109V108H54ZM57 109H59L58 107L56 108V110ZM60 109H62L61 107H60ZM59 109V110H60ZM99 109H101V108H99ZM106 109V108H105ZM111 109H113V108H110L109 110V112H112L111 111ZM192 109V108H191ZM18 110V109H17ZM17 110H15L14 112H15V114H17ZM67 110V109H66ZM114 110V109H113ZM122 110V109H121ZM120 110V111H121ZM129 111L131 110V109H128ZM193 110V109H192ZM198 109H194V111H197ZM19 111V110H18ZM35 111H36V109H35ZM51 112L49 113V114H51L52 113V110H50ZM102 111H104V110H102ZM115 111H116V108H115ZM205 111V110H204ZM5 112H6V110H5ZM4 112V113H5ZM13 112V111H12ZM48 112H49V110H48ZM69 112V111H68ZM109 112H107V113H109ZM117 112V111H116ZM199 112V111H198ZM201 112V111H200ZM206 112H208V111H206ZM56 113H58L57 111H56ZM61 114L60 115H62L63 114V111L61 110V112H60ZM67 113V112H66ZM93 113V112H92ZM103 113V112H102ZM113 113V112H112ZM124 113V112H123ZM261 113V112H260ZM2 114V113H1ZM7 114V113H6ZM38 114V113H37ZM59 114V113H58ZM111 114V113H110ZM114 114H115V112H114ZM125 114V113H124ZM3 116L2 117H5V115L4 114H2ZM12 115H14V114H12ZM45 115V114H44ZM106 115V114H105ZM104 115V116H105ZM109 114H107V118L109 117V116H112V115H109ZM123 115V114H122ZM127 115V114H126ZM16 116V115H15ZM38 116H40V115H38ZM51 116H54V113H52V115ZM63 116V115H62ZM75 116V115H74ZM115 116V115H114ZM133 116V115H132ZM200 116V115H199ZM7 117V116H6ZM21 117V116H20ZM76 117V116H75ZM79 117H77V118H79ZM113 117V116H112ZM202 117V116H201ZM206 117H207V115H206ZM44 118H46V117H44ZM54 118V117H53ZM73 118V119H72ZM87 118V119H88ZM91 118H94V117H91ZM96 118V117H95ZM106 118V119H107ZM111 118V117H110ZM126 118H128V117H126ZM133 118V117H132ZM228 118V117H227ZM4 119V118H3ZM114 119V118H113ZM113 119H111V121L113 120ZM131 119V118H130ZM203 119V118H202ZM213 119H215L214 117H213ZM240 119V118H239ZM5 120V119H4ZM15 120V119H14ZM45 120V119H44ZM98 120V119H97ZM108 120H110V119H108ZM116 120H119V119H116ZM115 120V121H116ZM187 120H188V118H187ZM206 120H208V119H206ZM216 120V119H215ZM225 120V119H224ZM232 123H230V124H227V130H229V129H231L233 126H234V124H233V122L235 121L234 120V118H233V121L231 120V119H229ZM228 120V121H229ZM238 120V119H237ZM241 120V119H240ZM13 121V120H12ZM17 121H19V120H17ZM89 121V120H88ZM226 121V120H225ZM228 121H226V122H228ZM3 122V121H2ZM95 122V121H94ZM108 122H110V121H108ZM121 121H119V123H120ZM188 122V121H187ZM254 122H257V121H254ZM261 122H263V121H261ZM60 123V122H59ZM90 123H93L92 121L90 122ZM98 123V122H97ZM96 123V124H97ZM130 123V122H129ZM2 124H4V122L2 123ZM1 124V125H2ZM19 124H22V121H21V123H19ZM52 124H55L56 125V123H52ZM187 124V123H186ZM190 124V123H189ZM209 124V123H208ZM231 124H232V127H229V126H231ZM6 125H8V124H6ZM10 125V124H9ZM8 125V126H9ZM12 125V124H11ZM13 125H15V124H13ZM93 125H94V123H93ZM115 126H118L117 124H114ZM198 125V124H197ZM236 125V124H235ZM240 125V124H239ZM238 125V126H239ZM254 125V124H253ZM258 125V124H257ZM16 126V125H15ZM22 126V125H21ZM24 126V125H23ZM23 126L21 127V128H23ZM28 126V127H27ZM57 126V125H56ZM95 126V125H94ZM97 126H99V125H97ZM102 126V125H101ZM111 126V125H110ZM113 126V125H112ZM111 126V127H112ZM176 126V125H175ZM191 126V125H190ZM260 126L262 127V125L260 124ZM13 127V126H12ZM91 127V126H90ZM104 127V126H103ZM200 127V126H199ZM219 127V126H218ZM224 127H226V126H224ZM244 127V126H243ZM246 127H248V126H246ZM264 127V126H263ZM2 128V127H1ZM6 128H8V127H6ZM18 127H15V129H17ZM26 128H24V129H26ZM116 128V127H115ZM114 128V129H115ZM120 128V127H119ZM191 128H193V127H191ZM205 128V127H204ZM207 128H209V129H211L213 132H216L217 131V126L215 125V126H211V125H209ZM237 128V127H236ZM256 128H258V127H256ZM14 129V128H13ZM24 129H21V130H23L24 131ZM237 129H239V128H237ZM237 129H233V130H235V131H231L230 132V135H231V138H233L234 140H232V141H234L235 142V135H237L238 133H237ZM4 130H7L8 131V129H4ZM10 130V129H9ZM21 130H19L18 129V132L16 131V133H20L21 134ZM90 130V129H89ZM167 131V129H164V131ZM226 130V129H225ZM250 130V129H249ZM1 131V130H0ZM69 131H72V132H77V133H74V134H77V135H79V138H78V141L79 142H77V141H72V139H69L68 137H69ZM176 131V130H175ZM218 131H220L219 129H218ZM230 131V130H229ZM228 131V132H229ZM240 131V130H239ZM243 131V130H242ZM2 132L0 133V135H2ZM23 133V134H24ZM54 133H57L56 134V136L55 135H53ZM198 133V132H197ZM91 134V133H90ZM89 134V135H90ZM175 134V133H174ZM217 134H218V132H217ZM227 135H228V133H226ZM225 134V135H226ZM241 134V133H240ZM248 135H249V137L251 136V137H254V138H261V137H263L262 136V134H258V133H252V132H249V133H247ZM176 135H177V132H176ZM175 135V136H176ZM214 135V134H213ZM241 135H245V134H241ZM53 136H54V138H53ZM174 136V135H173ZM193 136V135H192ZM229 136V135H228ZM233 136V137H232ZM56 137V138H55ZM199 137V136H198ZM202 137V136H201ZM225 137V136H224ZM246 138H247V136H245ZM71 138V137H70ZM173 138V137H172ZM171 138V139H172ZM175 138V137H174ZM209 138V137H208ZM55 139V140H54ZM58 141H57V140ZM223 139H225V138H223ZM245 139V138H244ZM243 139V140H244ZM39 140H41V142L43 141L45 144H46V148H44V151H41V150H39V149H43V147L41 146V148H40V146H38V141ZM100 140V139H99ZM177 140V139H176ZM241 140V142H243L242 141V138L240 139ZM239 140V141H240ZM249 140V139H248ZM257 140H259V139H257ZM174 141V140H173ZM224 141V140H223ZM223 141H221V142H223ZM228 139H227V143L226 144H224V145H229L230 146V143H228ZM38 142V143H37ZM231 142V141H230ZM246 142L248 143V141L246 140ZM264 142V141H263ZM189 143V142H188ZM194 143V142H193ZM200 143V142H199ZM220 143V142H219ZM42 144V143H41ZM192 144V143H191ZM194 144H196V143H194ZM221 144V143H220ZM232 144H238L237 142L236 143H233L232 142ZM240 144V143H239ZM238 144V145H239ZM244 144H246L245 143V141L243 142V144H242V147H244L243 145ZM43 145V144H42ZM98 146V145H97ZM189 146V145H188ZM232 146H234V145H232ZM231 146V147H232ZM241 146V145H240ZM246 146V145H245ZM186 147H187V145H186ZM207 147V146H206ZM227 147V146H226ZM235 147H237L236 145H235ZM192 148H193V144H192ZM200 149H201V147H199ZM216 149H217V146L215 147ZM100 149V148H99ZM102 149V148H101ZM172 149V148H171ZM202 149H203V147H202ZM201 149V150H202ZM209 149H213V148H209ZM216 149H214V151H216ZM222 149V148H221ZM189 150V149H188ZM218 150V149H217ZM87 151H88V149H87ZM98 151V150H97ZM102 151V150H101ZM175 151H176V149H175ZM174 151V152H175ZM182 151V150H181ZM190 151V150H189ZM192 151V150H191ZM213 151V152H214ZM218 151H221V150H218ZM227 151H228V148H227ZM230 151V150H229ZM89 152V151H88ZM231 152V151H230ZM248 152H250V151H248ZM247 152V153H248ZM2 153V154H1ZM83 153V152H82ZM90 153V152H89ZM203 153V152H202ZM201 153V154H202ZM205 153V152H204ZM217 153V152H216ZM232 153H234V152H232ZM247 153H245V155L247 154ZM10 154H11V156H12V154H13V158H11V156H10ZM81 154V153H80ZM99 154H100V152H99ZM215 154V153H214ZM220 154V153H219ZM222 154V153H221ZM226 154V153H225ZM230 154V153H229ZM241 155H242V153H240ZM91 155H92V153H91ZM97 155V154H96ZM174 155V154H173ZM207 156H208V154H206ZM84 156H85V153H84ZM101 157H102V155H100ZM198 156V155H197ZM206 156V157H207ZM236 156H238V155H236ZM78 157H80L79 155H78ZM78 157H74L75 159H77ZM87 157V156H86ZM100 157V158H101ZM106 157V156H105ZM178 157V156H177ZM211 157V156H210ZM228 157V156H227ZM93 158V157H92ZM162 158V157H161ZM176 158V157H175ZM208 158V157H207ZM215 158H217L216 157V155H215ZM215 158H214V161H215ZM220 158V157H219ZM85 161V163L87 162L86 160H83V159H85V158H83L82 156L80 157V158H78V160H76L77 162L78 161ZM89 159V158H88ZM107 159V158H106ZM228 159V158H227ZM233 159H235V158H233ZM251 159V158H250ZM73 160V159H72ZM90 160H92V159H90ZM177 160L178 159H176V162H177ZM252 161L251 162H253V160L254 161H256V160H260L261 162H262V160H263V162L262 163H264V151L262 152V154L261 153H259V154H257V155H254V156H252V159H251ZM73 161H75V160H73ZM156 161V160H155ZM167 161V160H166ZM172 161H175V160H172ZM223 161H225V159H223ZM247 161V160H246ZM241 162V163H238V161L237 162H235V161H233V162H235V164L236 163H238V164H240L239 166H243V165H246V163L247 162ZM76 162V163H77ZM102 162H103V160H102ZM170 162V161H169ZM179 162H181V161H179ZM230 162H232V161H230ZM250 162V161H249ZM248 162V163H249ZM260 162V163H261ZM109 163H111V164H113L112 163V161L111 162H109ZM158 163H160V162H158ZM168 163V162H167ZM171 163H175V162H171ZM212 163V162H211ZM84 164V163H83ZM87 164V163H86ZM102 164V163H101ZM107 164V166H108V163H106L105 162V165ZM153 164L155 165V163L153 162ZM152 164V165H153ZM168 164H170V163H168ZM176 164V163H175ZM181 164V163H180ZM188 164V163H187ZM225 164V163H224ZM242 164V165H241ZM72 165V166H71ZM90 165H92L93 167H94V165L93 164H90ZM96 165V164H95ZM103 165V164H102ZM104 165V166H105ZM162 165V164H161ZM179 165V164H178ZM184 165V164H183ZM232 165H234V164H232ZM158 166H159V164H158ZM180 166H182V165H180ZM264 166V165H263ZM88 167V166H87ZM98 167V166H97ZM96 167V169H98ZM154 167V166H153ZM155 167H157V166H155ZM179 167V166H178ZM185 167V166H184ZM215 167V166H214ZM74 168V167H73ZM100 168H102V170H104V172L106 173V170L104 169V168H106V167H100ZM161 168H163L162 166H160V169ZM165 168V167H164ZM163 168V169H164ZM168 168V167H167ZM230 168V167H229ZM234 168V171H237V170H235L236 168L235 167H233ZM241 168H243V167H241ZM245 168H247V167H245ZM59 169V171L58 172H55L56 170H58ZM93 169V168H92ZM96 169H93L94 171H96ZM132 169V168H131ZM145 169H147V168H145ZM157 169V168H156ZM173 169H175L174 167H173ZM189 169V168H188ZM206 169V168H205ZM228 169V168H227ZM239 169V168H238ZM73 170V169H72ZM101 170V171H102ZM108 170V169H107ZM130 170V169H129ZM152 171H154L153 169H151ZM151 170H149V171H151ZM190 170V169H189ZM224 170V169H223ZM230 170H232V169H230ZM241 170V169H240ZM244 170V169H243ZM243 170H241V172L243 171ZM112 171V170H111ZM111 171H109V172H111ZM114 171V170H113ZM112 171V172H113ZM142 171V170H141ZM161 171H164V170H161ZM190 171H192V170H190ZM86 172V171H85ZM88 172V171H87ZM144 172V171H143ZM164 172H166L167 173V170L165 169V171ZM163 172V173H164ZM169 172H172V171H169ZM180 172V171H179ZM186 172V170L184 171V173ZM188 172V171H187ZM194 172H196V171H194ZM255 172V171H254ZM257 172V171H256ZM68 173H70V174H68ZM82 173V172H81ZM97 173V172H96ZM101 173V172H100ZM104 173V174H105ZM130 173V172H129ZM158 173V172H157ZM159 173H161V172H159ZM174 173H176V172H174ZM225 173H227V172H225ZM233 173H235V172H233ZM232 173V174H233ZM261 173V172H260ZM78 173H76V175H77ZM93 174V173H92ZM168 174V173H167ZM166 174V175H167ZM179 174V173H178ZM181 174V173H180ZM228 174V173H227ZM259 174V173H258ZM257 174V175H258ZM262 174V173H261ZM261 174L260 175H258V176H261ZM99 175V174H98ZM105 175H107V174H105ZM111 175H113V174H111ZM114 175H115V173H114ZM135 175V174H134ZM137 175V174H136ZM139 175L141 176V174L139 173ZM138 175V177L140 178V176ZM144 175V174H143ZM169 175V174H168ZM174 175V174H173ZM183 175V174H182ZM195 175V174H194ZM229 175H231V174H229ZM251 175V174H250ZM256 175V176H257ZM78 176V175H77ZM77 176H76V178H77ZM80 176V175H79ZM100 176V175H99ZM129 176V175H128ZM145 176V175H144ZM160 176V175H159ZM158 176V177H159ZM171 176V175H170ZM169 176V177H170ZM184 176H186V175H184ZM238 176H240V174H238ZM243 176V175H242ZM241 176V177H242ZM248 176V175H247ZM254 176V175H253ZM82 177L83 176H80V177H78V179L79 180H81V181H86V180H82ZM90 177V176H89ZM103 177V176H102ZM134 177H136V176H134ZM142 177V176H141ZM147 178L146 179H150V178H148L149 176H146ZM162 177V176H161ZM164 177V176H163ZM188 177H190V176H188ZM193 177V176H192ZM201 177V176H200ZM69 178V177H68ZM67 178V179H68ZM75 178V179H76ZM84 178V177H83ZM91 178V177H90ZM116 177H113V178H111L112 179V181H113V179L114 180H116L115 179ZM168 178V177H167ZM171 178V177H170ZM262 178H263V175H262ZM261 178V179H262ZM57 179V180H56ZM66 179V178H65ZM93 179V178H92ZM91 179V180H92ZM100 180H102V178H99ZM98 179V181L100 182V180ZM105 179H107V176H106V178ZM136 179V178H135ZM142 179H144V177L142 178ZM157 179V178H156ZM156 179L155 178H151V181H153V182H155L156 181ZM188 179H190V178H188ZM194 179V178H193ZM216 179V178H215ZM77 180V179H76ZM89 180V179H88ZM87 180V181H88ZM90 180V181H91ZM137 180V179H136ZM155 180V181H154ZM161 180V178H159V180L157 179V181H160ZM175 179L173 178V181H174ZM59 181H61V179L59 180ZM122 181V180H121ZM149 182H150V180H148ZM157 181L155 182V183H157ZM194 181H195V179H194ZM204 181V180H203ZM214 181V180H213ZM254 181H257V180H255L254 179ZM65 182V181H64ZM96 182V181H95ZM99 182H97V183H99ZM141 182V181H140ZM191 182V181H190ZM41 184L40 186H42L43 187V192L41 191V192H39V188L37 187V185L38 184ZM53 183H55L56 184V182H53ZM63 183V182H62ZM61 183V184H62ZM67 183V182H66ZM90 184V182L88 181L86 184ZM145 183V182H144ZM160 183V182H159ZM169 183H170V181H169ZM175 183V182H174ZM173 183V184H174ZM188 183V182H187ZM197 183V182H196ZM208 183V182H207ZM44 184V185H45ZM65 183H63L62 185H64ZM85 184V185H86ZM94 184V183H93ZM93 184H91V185H93ZM102 184V182H100V185ZM171 184V183H170ZM172 184V185H173ZM179 184V183H178ZM192 184V183H191ZM206 184V183H205ZM208 184H210V183H208ZM50 185V186H51ZM62 185H59V186H62ZM91 185H88V187L90 188V189H92L91 188ZM96 185V184H95ZM100 185H97V187H98V189H100V190H102L101 192H103V184H102V186L100 187ZM105 185V184H104ZM147 185V184H146ZM149 185V184H148ZM159 185V184H158ZM194 185H196V184H194ZM74 186V185H73ZM106 186V185H105ZM111 186V185H110ZM161 185H159V187H160ZM170 186V185H169ZM186 186H188V185H186ZM192 186V185H191ZM52 187V186H51ZM65 187V186H64ZM72 187V186H71ZM97 187H95V188H97ZM100 187V188H99ZM153 187H155V186H152V188ZM167 187V186H166ZM165 187V188H166ZM174 187V186H173ZM223 187V186H222ZM225 187V186H224ZM50 188V187H49ZM89 188H83V189H85V190H87V191H89L90 189ZM113 188V187H112ZM172 188V187H171ZM190 188V187H189ZM199 188V187H198ZM203 188V187H202ZM42 189V188H41ZM51 190L52 189H54V187H52V188H50ZM81 190V191H83V192H85L84 190ZM144 189H145V187H144ZM150 189V188H149ZM160 189H162V188H160ZM168 189V188H167ZM173 189H175V188H173ZM225 189V188H224ZM223 189V190H224ZM50 190V191H51ZM70 190V189H69ZM78 190V189H77ZM97 190V189H96ZM100 190H97V191H100ZM187 190V189H186ZM189 190V189H188ZM191 190V189H190ZM199 189H197V191H198ZM216 190V189H215ZM220 190V189H219ZM46 192L47 191H49V189L48 190H45ZM49 191V193H51ZM53 191V190H52ZM72 192H74L73 191V189L71 190ZM93 191V192H92ZM97 191H95L96 193H97ZM105 191H109L108 189L107 190H105ZM111 191H113V190H110V193H108L107 192V194H109V196H111V198L108 196H106L107 194H104L103 195V193H105V192H103L102 193V195H101V192H98L97 194H100L101 196H102V198H100V196H99V198L102 200L103 198H105L104 200H106V198H110L109 200H112L115 196V194L113 195L112 194V192ZM115 191H117V190H115ZM145 192H146V190H144ZM144 191L142 192V193H144ZM167 191V190H166ZM179 191V190H178ZM192 191V190H191ZM220 191H222V190H220ZM77 192V191H76ZM82 192V193H83ZM91 193H95L94 192V188L90 191ZM127 192V191H126ZM173 192V191H172ZM62 193V192H61ZM78 193V192H77ZM86 193V192H85ZM95 193V194H96ZM115 193V192H114ZM120 193H125V192H122V190H121V192ZM150 193V192H149ZM153 193V192H152ZM175 193V195H177V193L178 192H174ZM180 193H182V191L180 190ZM47 194H48V192H47ZM52 194V193H51ZM51 194H49L50 195V198H45L46 196H42V195H40V196H42V197H44L45 198V201H47L48 202V199H52V197H51ZM76 194V193H75ZM79 194V193H78ZM88 194V193H87ZM97 194H96V196H97ZM110 194H112V195H110ZM116 194H118V193H116ZM160 193H158V195H159ZM170 194V193H169ZM187 194V193H186ZM92 195V194H91ZM94 195V194H93ZM161 195V194H160ZM173 195V194H172ZM184 195V194H183ZM215 195V194H214ZM218 195V194H217ZM37 196V197H36ZM53 196V195H52ZM83 196V195H82ZM89 196V195H88ZM103 196H105V197H103ZM122 196H124V195H122ZM164 196V195H163ZM174 196V195H173ZM224 196V195H223ZM228 195H226V197H227ZM48 197V196H47ZM92 196H90V197H88V198H91ZM113 197V198H112ZM116 197H118V196H116ZM116 197L114 198V199H116ZM165 197V196H164ZM180 197V196H179ZM189 197V196H188ZM214 197V196H213ZM222 197V196H221ZM37 198V199H36ZM85 198H86V196H85ZM92 198H97V197H92ZM218 198V197H217ZM219 198H220V196H219ZM36 199V200H35ZM47 199V200H46ZM68 199H70V198H68ZM100 199H98L97 198V200H100ZM118 199H120V198H118ZM156 199V198H155ZM216 198H214V200H215ZM221 199H223V198H221ZM225 199V198H224ZM228 199V198H227ZM34 200L36 201V203H34ZM53 200V199H52ZM100 200V201H101ZM108 200V201H109ZM145 200H147V199H145ZM183 200V199H182ZM203 200H205V199H203ZM213 200V199H212ZM116 201H118V200H115V202ZM119 201H122V199H120ZM135 201H137L136 199H135ZM152 201V200H151ZM195 201V200H194ZM216 201V200H215ZM220 201V200H219ZM239 201H240V199H239ZM51 202V201H50ZM98 202V201H97ZM102 202V201H101ZM104 202V201H103ZM149 202V201H148ZM152 202H154V201H152ZM168 202V201H167ZM170 202V201H169ZM183 202V201H182ZM185 202V201H184ZM189 202V201H188ZM205 202V201H204ZM224 202H226V201H224ZM247 202V201H246ZM25 203V204H24ZM52 204H53V202H51ZM122 203L123 204H126L125 206H128L127 205V203L128 202H126V203H124L123 201H122ZM131 202L129 201V204H130ZM136 203H138V202H136ZM195 203V202H194ZM207 203V202H206ZM213 203H215V202H213ZM218 203V202H217ZM216 203V204H217ZM49 204V203H48ZM105 204H108V202L107 203H105ZM114 204V202L112 203V205ZM115 204H117V203H115ZM122 204V205H123ZM140 204V203H139ZM143 204V203H142ZM178 204H180V203H178ZM225 203H223V205H224ZM112 205H110L111 207H114V206H112ZM131 205V204H130ZM133 205V204H132ZM148 205H151V204H148ZM153 205V204H152ZM220 205V204H219ZM40 206V205H39ZM49 205H47V208H48V210H49V207H48ZM117 208H118V206L120 207V202H118V205H115ZM143 206H145V204L143 205ZM157 206V205H156ZM206 206V205H205ZM205 206H203V207H205ZM210 206V205H209ZM233 206V205H232ZM37 207V206H36ZM53 207V208H52ZM130 207V206H129ZM133 207H135L134 205H133ZM202 207V208H203ZM214 208H215V206H213ZM218 207V206H217ZM235 207V206H234ZM40 208H43L42 209V211L44 210L45 211V213H44V215H46V205L44 204V207H40ZM44 208H46V209H44ZM55 209V207L52 205L51 207H50V213H51V210L52 209ZM115 208V207H114ZM143 208V207H142ZM208 208V207H207ZM213 208V209H214ZM222 208V207H221ZM228 208V207H227ZM247 208V207H246ZM39 209V208H38ZM37 209V210H38ZM125 209H132V210H134L132 207L131 208H125ZM124 209V210H125ZM166 209H167V207H166ZM220 209V208H219ZM238 209V208H237ZM72 210V209H71ZM115 210V209H114ZM148 210V209H147ZM150 210V209H149ZM206 210H208V209H206ZM222 210V209H221ZM235 209H233V211H234ZM246 210H248V209H246ZM127 211V210H126ZM204 211V210H203ZM229 211V210H228ZM52 212H53V210H52ZM74 212V211H73ZM101 212H102V210H101ZM134 212H137V211H134ZM140 212V211H139ZM145 212H147V211H145ZM144 212V213H145ZM157 212V211H156ZM184 212V211H183ZM210 212V211H209ZM222 212V211H221ZM236 212V211H235ZM75 213H77V212H75ZM160 213V212H159ZM158 213V214H159ZM218 212H216V214H217ZM55 214V213H54ZM149 214V213H148ZM215 214V215H216ZM229 214H232V213H229ZM248 214V213H247ZM41 215H43V214H41ZM95 215V214H94ZM154 215H155V211H154ZM196 215V214H195ZM212 215V214H211ZM221 215H224V214H221ZM221 215H220V217L219 218H221ZM227 215V214H226ZM54 216V215H53ZM85 216V215H84ZM86 216H87V214H86ZM110 216V215H109ZM147 216V215H146ZM149 216V215H148ZM147 216V217H148ZM157 216H159V215H157ZM176 216H178V215H176ZM175 216V217H176ZM184 216H186V215H184ZM193 216V215H192ZM205 216H207V215H205ZM241 216V215H240ZM261 216V215H260ZM26 217V218H25ZM41 217V216H40ZM103 217H104V215H103ZM152 217V215L150 216V218ZM161 217H163V215L161 216ZM170 217V216H169ZM204 217V216H203ZM224 217H226V216H224ZM249 217V216H248ZM23 218V219H22ZM58 218V217H57ZM85 218V217H84ZM184 218V217H183ZM258 218V217H257ZM45 219V218H44ZM56 219V218H55ZM107 219V218H106ZM106 219H105V221H106ZM110 219V218H109ZM168 219V218H167ZM166 219V220H167ZM172 220H174L173 218H171ZM187 219V218H186ZM216 219V218H215ZM247 219V218H246ZM249 219V218H248ZM39 220V219H38ZM37 220V221H38ZM88 220V219H87ZM104 220V219H103ZM150 220V219H149ZM160 220V219H159ZM179 220V219H178ZM237 220V219H236ZM242 220H244V219H242ZM242 220H240V221H242ZM252 220V219H251ZM258 220H260V219H258ZM34 221V222H33ZM40 221V220H39ZM43 221H45V220H43ZM57 221V220H56ZM89 221V220H88ZM96 221H97V219H96ZM109 221V220H108ZM150 221H152L153 222V220H150ZM180 222H181V220H179ZM235 221V220H234ZM26 222L28 223V225L31 227V229L27 232V235H26V233L24 234L23 232H25V230H28L29 228H26L25 229V225H27L26 224ZM53 222H54V220H53V217H50V218H46V221H45V225L46 226H51V224L53 225ZM100 222V221H99ZM156 222V221H155ZM154 222V223H155ZM174 222H177V220H175ZM188 223H190L189 221H187ZM40 223H43V222H39V224ZM153 223V224H154ZM158 223V222H157ZM191 223H193V222H191ZM242 223V222H241ZM245 223V222H244ZM249 223V222H248ZM25 224V225H24ZM109 224V223H108ZM115 224V223H114ZM167 224H169V223H167ZM185 224H186V221H185ZM243 224V223H242ZM256 224H257V222H256ZM255 224V225H256ZM38 225V224H37ZM97 225H99V227L101 226L100 224H97ZM103 225V224H102ZM146 225H148V224H146ZM166 225V224H165ZM189 225H191V224H189ZM198 225H201V224H198ZM236 225V224H235ZM259 225V224H258ZM28 226V227H29ZM110 226V225H109ZM157 226H159L158 224H157ZM161 226V225H160ZM160 226H159V228H160ZM205 226V225H204ZM237 226H238V224H237ZM243 226V225H242ZM27 227V226H26ZM49 227H47L48 229H50ZM103 227H104V225H103ZM102 226L100 227V228H103ZM111 227V226H110ZM146 227V226H145ZM150 227H152V226H150ZM162 227V226H161ZM164 227H167V226H164ZM200 227V226H199ZM209 227V226H208ZM258 227H260V225L258 226ZM24 228V230H22ZM96 228V227H95ZM126 228V227H125ZM146 228H149V226L148 227H146ZM146 228H144V229H146ZM153 228H155V227H153ZM156 228H158V227H156ZM202 228H203V226H202ZM263 228V227H262ZM53 229H55L54 227H53ZM92 229H93V227H92ZM104 229V228H103ZM106 229V228H105ZM104 229V230H105ZM129 229V228H128ZM171 229V228H170ZM212 229H214V228H212ZM212 229H210V230H212ZM215 229H217V228H215ZM260 229H261V227H260ZM98 230V229H97ZM109 230V229H108ZM107 230V231H108ZM111 230V229H110ZM138 230H140V229H138ZM154 230V229H153ZM157 232V234L158 233H160L158 230H161V229H155ZM162 230H164V229H162ZM173 230V229H172ZM171 230V231H172ZM175 230H179V229H175ZM175 230H173V231H175ZM182 230V229H181ZM23 231V232H22ZM35 231V228H33V230H31V232L33 233ZM46 231V230H45ZM94 231H96V230H94ZM101 231V230H100ZM100 231H98L97 232V236H95V238L97 237L98 238V236H100V235H98L99 233H100ZM165 231H167V230H165ZM176 231V232H177ZM180 231V230H179ZM190 233H192V232H194V231H192V230H190V229H184L182 232H184L183 234H179V235H185V238H187L186 240H188V238H190L191 236H189V235H192V237L193 238H190V241L192 240V241H194L195 242V240H194V238H198V235H197V233H196V236L194 237V233H192V234H190ZM240 231V230H239ZM244 231H246V230H244ZM92 232V231H91ZM108 232H110V231H108ZM170 232V231H169ZM168 232V233H169ZM197 232H199V231H197ZM211 232H216V230H213V231H211ZM223 232V231H222ZM248 232V231H247ZM252 232V231H251ZM256 231H254V233H255ZM37 233V232H36ZM71 233V232H70ZM76 234H77V232H75ZM106 233V232H105ZM105 233L104 234H102V236L103 235H105ZM133 233V232H132ZM156 233H154V232H152V231H147V230H145V231H141V232H139V231H137V233L135 232V234H131V233H129V235L127 234V233H119V231H111L110 232V234L108 233H106V235L105 236H107V235H109L110 237H107V238H110L109 240L110 241H113L115 238V240H117V238H125V237H129V240H130V242H132V241H134V245L136 244V246H138V248L135 246V248H137V249H142V250H145V249H149V251H151L152 252V254H154L156 257H158V258H165V259H167V256H166V252H170V254L172 253V255H173V251H175L174 249H172V248H170V249H172L171 251H170V249H168L167 251H165L163 254H162V250L159 248V247H161V248H163V249H167L165 246V244L166 243H168V242H166V238H169V237H166L165 236V238H164V240L165 241H163V240H159V239H156V238H158V237H156V236H158V235H156L155 236V234ZM177 233H179V232H177ZM176 233V234H177ZM185 233H187V234H185ZM207 232H205V234H206ZM226 233H229V232H227L226 231ZM225 233V234H226ZM240 233H241V231H240ZM35 234V233H34ZM83 234V233H82ZM82 234H80V235H77L76 237H64V238H59V239H62L63 241H62V243H64V241H68L69 240V242H65V244L63 245V246H66V244H69L70 242H73L72 240H70L71 238H76V239H74V241L75 240H77V241H75V242H77V243H75V242H73V243H75V244H77V245H73V247L75 246H80L82 249H85L86 247V243H89V244H91V245H87V251H85V250H83L84 251V253H83V256H85V255H88V256H90V257H97L98 256V254H97V249L98 248H100V246L101 245H103V242L105 241L104 239H102V237L100 236V238H98V239H100V240H98L97 241V238H96V240H94V242L89 238V237H85V235H82ZM93 234V233H92ZM189 234V235H188ZM199 235H201V233L199 232L198 233ZM209 234V233H208ZM211 234V233H210ZM216 233H214V235H215ZM224 234V233H223ZM87 235H89V234H87ZM86 235V236H87ZM166 235V234H165ZM168 235V234H167ZM232 235V234H231ZM244 234H242V236H243ZM252 235H253V233H252ZM112 236V237H111ZM156 238H155V237ZM163 236V235H162ZM189 236V237H188ZM212 238H214L212 235H210ZM209 236V239H211V241H208V242H211V243H213V239L211 238ZM225 236V235H224ZM226 236H228V235H226ZM233 236H235V235H233ZM241 236V235H240ZM245 236V235H244ZM40 238H41V236H39ZM91 237V236H90ZM164 237V236H163ZM163 237H162V239H163ZM182 237V236H181ZM204 237V238H203ZM216 237V236H215ZM235 237H237V236H235ZM92 238H94V237H92ZM103 238H105V239H107L106 237H103ZM111 238H112V240H111ZM114 238V239H113ZM122 239V240H120V241H118L119 243H125V241L124 240H128V239ZM172 238V237H171ZM183 238V237H182ZM200 238L201 239H206L205 238V235L204 236H199V238H198V241L196 242V243H200ZM208 238V237H207ZM229 238V237H228ZM233 238V237H232ZM231 238V239H232ZM241 239H244L243 237H240ZM42 239V238H41ZM43 239L45 240V238L43 237ZM42 239V240H43ZM55 239V238H54ZM54 239H52V241L54 240ZM58 239V240H59ZM161 239V238H160ZM184 239V238H183ZM255 239V238H254ZM114 240V241H115ZM170 240V239H169ZM175 240V239H174ZM173 240V242H176V241H174ZM244 240H246V239H244ZM249 240V239H248ZM48 241H49V239H48ZM60 241V240H59ZM78 241L80 242H85V244H82L81 243V245L78 243ZM107 241V240H106ZM105 241V242H106ZM171 241V240H170ZM204 241V240H203ZM203 241H201V243L202 244H206L205 242H203ZM228 241H230V240H228ZM234 241V240H233ZM235 241H237V240H235ZM234 241V242H235ZM240 241V240H239ZM49 242H51V240L49 241ZM61 242V241H60ZM105 242H104V245H105ZM108 242V241H107ZM129 242V241H128ZM172 242V241H171ZM248 242H250V241H248ZM251 242H253V239H251ZM108 243H110V242H108ZM115 243V242H114ZM118 243V244H119ZM122 243V244H123ZM186 243H188V242H186ZM211 243H209V244H211ZM219 243H222L221 241H219L218 242V245H220ZM224 243V242H223ZM241 243V242H240ZM247 243V242H246ZM245 242H243V244L244 245H247ZM254 243V242H253ZM255 243H257L256 241H255ZM26 244H29L28 246H26ZM58 244V241L56 240L55 241V245H57ZM107 244V243H106ZM118 245V246H121L122 248H123V250H125L124 248L125 247H131L132 248V246H134V245H132L133 243H129L128 245L129 246H127V245H125V244H127V242L124 244L125 246H123V245ZM177 244H178V242H177ZM208 244V243H207ZM206 244V245H207ZM235 244V243H234ZM103 245V246H104ZM112 244H110V245H108V246H111ZM165 245V246H164ZM198 245V244H197ZM200 245V244H199ZM232 245V244H231ZM230 245V246H231ZM248 245H249V243H248ZM259 244H257V246H258ZM58 247H60V244H58L57 245ZM57 246H56V248H57ZM69 246V245H68ZM71 246V245H70ZM102 246V248L101 249H104V247ZM107 246V245H106ZM148 246H150V248H152V249H150V248H148ZM210 246V248H213V244H211V245H209ZM208 246V247H209ZM212 246V247H211ZM222 246L224 247V245L222 244ZM228 246V245H227ZM255 246V245H254ZM253 246V244L251 245V247H254ZM261 246V245H260ZM80 247H78L79 248V250H80ZM85 247V248H84ZM140 247V248H139ZM165 247V248H164ZM172 247V246H171ZM176 247V246H175ZM181 247V246H180ZM192 247H194V246H192ZM204 247V246H203ZM232 247H234V248H232ZM238 247H240V246H238ZM243 247V246H242ZM246 247V246H245ZM250 247V246H249ZM249 247H247V249H249ZM55 248V247H54ZM70 248V247H69ZM71 248H72V246H71ZM210 248H208V249H205V250H203V251H205V252H202V251H200L199 252V250H191L190 252L187 250V253H190V255H193L194 256V259H197L198 261L197 262H200V261H203L204 263L205 262H207L208 263V261L210 262V263H212V264H251V263H258V257H261V254L262 255H264L263 253H261V250L260 249H262V247H260V249H255V247L254 248H252V249H255V250H258V251H250L251 253H253V254H255L254 256H253V254H251V255H249V253L247 254V255H245V254H243V257H240L239 258V256H236V255H239V253L237 254L236 252H235V250H233V249H235V246H231L230 247V249H226L229 253H228V255H227V252H226V254L225 253H221L222 254V256H220V255H218V254H216L215 252H213V251H210L209 249ZM218 248V247H217ZM220 249H222L221 248V246L219 247ZM258 248V247H257ZM64 249V248H63ZM73 249V248H72ZM75 249H77V248H75ZM132 249H134V247L132 248ZM159 249V253L158 252H156L157 250ZM194 249H196V248H194ZM204 249V248H203ZM214 249V248H213ZM213 249H211V250H213ZM28 250V249H27ZM56 250V249H55ZM58 251H59V249H57ZM74 250V249H73ZM106 250V249H105ZM127 250V249H126ZM161 250V251H160ZM225 249H224V251H226ZM260 250V251H259ZM68 251V250H67ZM71 251V250H70ZM81 251V250H80ZM99 251H101V250H99ZM181 251V250H180ZM217 251H219L218 249H217ZM72 252V251H71ZM78 252V251H77ZM109 252V251H108ZM145 253V251H141V253ZM185 253H186V251H184ZM184 252H180V253H184ZM199 252V253H198ZM262 252H264V251H262ZM59 253H61V252H59ZM64 253V252H63ZM65 253H67L66 251H65ZM69 253V252H68ZM73 253V252H72ZM75 254H76V252H74ZM82 253V252H81ZM80 253V254H81ZM100 253V252H99ZM139 253V252H138ZM143 253V254H144ZM150 252H148V254H149ZM186 253V254H187ZM74 254V255H75ZM79 254V253H78ZM146 254V253H145ZM175 254V253H174ZM64 255V254H63ZM71 255H73V254H69L68 256H71ZM82 255V254H81ZM147 255V254H146ZM150 255V254H149ZM172 255H170V256H172ZM176 255V254H175ZM181 255V254H180ZM179 255V256H180ZM223 255H225V256H223ZM242 255V254H241ZM23 256V255H22ZM32 256H34V255H32ZM52 256V255H51ZM76 256H78V255H76ZM100 256H102V255H100ZM188 256V255H187ZM253 256V257H252ZM36 257V256H35ZM35 257L34 258H32V259H35ZM64 257H66V256H64ZM71 257H73V256H71ZM103 257V256H102ZM175 257V256H174ZM181 257H184V256H181ZM191 257V256H190ZM263 257V256H262ZM69 259H71L70 257H68ZM101 257H97V259L98 260H101L100 259ZM176 258V257H175ZM185 258V257H184ZM24 259V260H23ZM37 259V258H36ZM96 259V258H95ZM77 260V259H76ZM80 260V259H79ZM97 260V262H100V261H98ZM184 260V259H183ZM182 260V262H184ZM187 261H185V262H187L186 264H195L196 263V260L194 261L193 259L192 260H188V259H186ZM69 261V260H68ZM104 261V259H102L101 260V262H103ZM193 261H194V263H193ZM262 261H264L263 259H262ZM84 262V261H83ZM109 262V261H108ZM111 262V261H110ZM6 263V262H5ZM66 263H68V262H66ZM65 263V264H66ZM103 263H107V262H103ZM64 264V263H63ZM69 264H73V263H70L69 262ZM76 264V263H75ZM90 264H93V263H90ZM94 264H97L96 263V261H94ZM167 264H176L175 262H170V261H168L167 260ZM180 264H184V263H180ZM196 264H198V263H196ZM260 264V263H259Z\"/></svg>",
  "mask_w": 264,
  "mask_h": 264
}]
</instances>
